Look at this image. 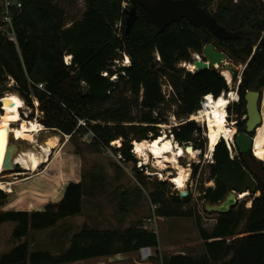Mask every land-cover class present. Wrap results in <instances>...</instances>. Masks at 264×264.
Returning <instances> with one entry per match:
<instances>
[{
  "label": "trees",
  "instance_id": "1",
  "mask_svg": "<svg viewBox=\"0 0 264 264\" xmlns=\"http://www.w3.org/2000/svg\"><path fill=\"white\" fill-rule=\"evenodd\" d=\"M70 1L23 0V7L14 16L17 42L0 28V90L14 80L29 106L39 102V119L45 126L62 131L70 140L80 132H91V142L97 148L123 138L117 150L125 160H136L132 141L160 135L159 124L169 120L165 104L172 99L177 105L174 115L183 121L172 127L175 140L191 142L204 152L202 128L196 120L187 118L201 107L204 95L218 97L230 86L219 69L192 71L179 64L191 62L195 52L202 54L205 44L212 42L235 62L246 63L238 88L240 100L233 109L228 107L229 113L237 114L240 129H245L246 121L241 120L246 114L245 93L264 86V46L259 43L264 36V0H246L252 3L237 20L233 6L227 2L212 10L215 0H197L218 23L234 32L228 38L187 18L158 28L137 0H84L83 16L69 23L63 4ZM132 5H136L138 16L126 32V7ZM68 54L72 55L70 64L65 62ZM124 54L130 56L131 63L113 68L115 60ZM116 73L119 76L112 79ZM163 79L173 87L169 99ZM40 82L46 84L45 89L37 86ZM213 156L214 161L208 164L209 179L215 183L201 186V199L219 202L232 189L260 194L253 197L249 207L241 203L227 213H219L214 227L208 229L196 206H185L190 195L181 197L178 191L168 194L171 182L157 181L149 193L156 214L193 217L204 247L199 254L163 256V264H264V184L250 171L241 153L233 155L224 139L216 144ZM256 161L264 168V160ZM134 171L142 185L147 184L143 170L134 166ZM194 172H199L198 164H194ZM83 195V181H71L61 200L48 203L44 209H2L0 224L12 221L16 238L28 236L32 229H46L81 213ZM0 197H7L2 189ZM142 246L158 248L159 236L140 221L125 228L107 229L84 224L59 252L31 250L24 241L4 252L0 264H72L137 251Z\"/></svg>",
  "mask_w": 264,
  "mask_h": 264
},
{
  "label": "rangeland",
  "instance_id": "2",
  "mask_svg": "<svg viewBox=\"0 0 264 264\" xmlns=\"http://www.w3.org/2000/svg\"><path fill=\"white\" fill-rule=\"evenodd\" d=\"M226 2L233 6V16L236 20L245 7L252 3L246 0H215L211 8L212 10H217L220 4ZM125 4L131 5L129 2ZM63 5L69 23L72 19L81 18L86 9L84 0H72ZM193 57L196 58L195 54H193ZM200 57H203V54H200ZM227 60L239 67V74L232 75L230 81L225 77L230 86L225 94L229 95L230 91H234L237 96L235 100L229 101L227 105V121L238 130L240 129L237 122L238 116L236 113H229L228 107L233 109L234 103L240 100L238 88L246 63H237L228 56ZM130 63V56L124 54L121 59L115 60L113 68L119 69L121 66L129 65ZM179 66L190 70L183 62ZM118 76V73H116L111 78L116 79ZM5 87L4 90H0V95H2L0 96V100L8 93H16L23 98L15 88L14 80L7 82ZM163 90L166 96L171 93L167 79H163ZM260 90L264 93V86ZM24 103L25 105L21 109L22 117L40 121L39 116L41 115V111L38 101H34V107L29 106L25 100ZM2 106L3 104L0 102V113L3 111ZM176 108L177 105L172 99L168 101V104H165L169 120L167 123L159 124L161 126L160 135L167 133L175 139L172 127L176 123H180L181 120L174 116ZM243 119H246V114L241 116V120ZM197 123L202 128L200 139L205 141L204 152H201L198 159H189L185 155L179 157L180 163L191 170L186 186L189 189L190 200L186 202L185 206H196L202 216L204 226L212 229L219 213L206 211V202L200 198L201 186L214 185L215 183L214 180L209 179L208 164L211 162V156H208L207 153L209 148V124L207 126V122L204 121H197ZM11 125L12 128H17L19 121L13 122ZM52 134L60 136V143L51 155L55 163L48 164L47 166L45 164L41 165L39 171L34 172V174H31V172L20 174V172L24 171L21 165H17L14 170L3 172L0 180L5 182L2 190L7 193V197H0V211L6 206L12 209H26L30 211L44 209L48 203L61 200L65 186L75 179L76 176L82 179L84 185L83 210L79 214L62 219L55 226L42 230L32 229L28 236L21 238H16L13 235L14 222L7 221L1 223L0 257L4 252L11 250L15 245L24 241L29 243L31 250L48 249L53 252H59L69 245L73 233L79 231L84 224L100 229L125 228L136 221H140L142 225L146 224L148 229H155L157 231L162 246L160 251L162 257L168 256L172 251L184 250L194 254H199L203 251V240L198 233L195 219L193 217L158 216L155 212L156 205L150 198L149 193L153 188V184H157V181L160 180H169L171 182L167 188L168 194L181 189L170 179L166 178L169 172H174V166L170 165L162 170L164 176L154 175L153 173L158 171L154 159L151 158L148 163H144L142 158L134 151V145H132L131 151L135 155L136 160L127 161L122 157L121 151L117 150V148L122 145L123 138L113 140L111 146H100L97 148L91 142L93 138L91 132H80L75 140H70L62 131L48 127L36 134V144L25 139L22 142L20 152L37 147L39 143H43ZM180 144L183 146L186 143ZM232 147L233 155L238 154V150L233 144ZM57 150H62L63 155L55 158ZM76 151H80V154L76 153ZM194 164L199 165V172L197 174L194 172ZM134 166L143 170L142 173L146 177L147 184L142 185L138 180ZM42 171L44 174L41 175ZM13 181L18 183L15 184ZM8 182H12L13 184H8ZM259 194V191L254 195L250 193L246 197L241 198L235 206L244 203L246 207H249L252 205L253 197ZM149 218H151V221ZM155 255L156 251L149 260L154 259ZM157 258H160V256ZM97 260L98 258H91L80 260L74 264H97Z\"/></svg>",
  "mask_w": 264,
  "mask_h": 264
},
{
  "label": "bare ground",
  "instance_id": "3",
  "mask_svg": "<svg viewBox=\"0 0 264 264\" xmlns=\"http://www.w3.org/2000/svg\"><path fill=\"white\" fill-rule=\"evenodd\" d=\"M190 70H195L193 63H186ZM222 74L230 81L232 74L229 70H223ZM3 111L0 113V177L5 170L4 160L7 145L9 144L10 135L14 137L28 139L30 142H36V134L47 128L43 123L38 120L23 118L21 109L25 103L21 96L16 93H8L3 96ZM236 92L230 91L229 95L223 93L218 97H208L205 107L202 108L201 114L195 113L192 118L207 120L209 124L208 130V156H211L216 144L222 139L229 142L232 146L236 127L228 123L227 105L229 101L236 99ZM39 103V102H38ZM263 120L259 125L255 134L254 153L263 159L264 158V105L262 109ZM19 121L17 128H12V123ZM120 142L119 140H117ZM60 143V136L58 134L49 135L43 143H39L37 147H32L28 150L21 151L16 156V163L21 165L24 171L20 174L27 172L39 171L44 162L50 161L54 149ZM36 144V143H35ZM134 151L142 158L144 163H148L151 158L154 159L158 171L154 175L164 176L162 170L168 166H174V172H169L166 176L178 188H186L191 170L189 167L182 165L179 157L185 155L189 159H198L201 154V149L193 148L192 150H185L184 147L173 137L167 133H163L154 139L134 140ZM26 148V147H25ZM12 183V182H8ZM5 182L0 180V189L3 188ZM6 187V186H5ZM249 191L241 193V198L246 197Z\"/></svg>",
  "mask_w": 264,
  "mask_h": 264
},
{
  "label": "water",
  "instance_id": "4",
  "mask_svg": "<svg viewBox=\"0 0 264 264\" xmlns=\"http://www.w3.org/2000/svg\"><path fill=\"white\" fill-rule=\"evenodd\" d=\"M137 2L148 10L153 23L161 29L175 21L187 18L197 26L202 24L207 26L219 37H231L234 33L226 26L218 23L216 17L210 14L204 7L200 6L197 0H137ZM126 12V32H129L138 16L136 5L126 7ZM259 43L264 46V36L261 37ZM254 49L256 50L257 46H255ZM203 52L205 58L197 57L191 61V63L195 65L196 70L219 69L223 71L226 69L229 70L232 75L239 74V67L231 61H228L226 53L216 48L212 42L205 44ZM4 99L5 98L2 97L0 102L3 103ZM245 100L246 127L244 130H237L232 144L238 152L242 154L243 160L250 171L264 184V168L256 161V159H262L254 154L255 134L263 120L262 107L264 104V93L257 89H247ZM23 141L25 140L22 138L14 137L13 134L10 135L5 154L4 171L14 170L16 166L19 165L16 163L15 159L20 153ZM183 147L187 151L195 148L194 144L191 142L184 144ZM229 148L233 151L232 146H229ZM245 191L251 193L250 190L237 191L232 189L221 201L215 203L207 202L205 208L209 212L227 213L238 203L241 199L240 194ZM178 192L181 197L189 195L188 187L179 189Z\"/></svg>",
  "mask_w": 264,
  "mask_h": 264
},
{
  "label": "built area",
  "instance_id": "5",
  "mask_svg": "<svg viewBox=\"0 0 264 264\" xmlns=\"http://www.w3.org/2000/svg\"><path fill=\"white\" fill-rule=\"evenodd\" d=\"M1 5H2V10H1V25L0 28L1 30L4 32V34L10 38L11 40H14L15 42H17V35H16V28H15V24H14V16L16 15V13L18 11L21 10V8L23 7V0H1ZM195 57L200 58V54L199 53H194ZM72 61V55H65V62L67 64H70ZM185 66L186 63H191V62H183ZM196 70V69H195ZM192 70V71H195ZM37 86L41 89H45L46 88V84L44 82H40L37 84ZM169 88L171 90V93L166 96L167 98H169L173 92V87L172 85L169 83ZM165 93V92H164ZM226 93V92H223ZM166 95V93H165ZM215 97L212 93L206 94L203 96L202 100H201V107L194 113H192L187 120H196V121H204L207 122V126H208V121L207 120H200V119H194L192 118L193 114L198 113L201 114V110L202 108L205 107V103L207 102L208 97ZM175 116V115H174ZM176 117V116H175ZM183 121L180 120V123H182ZM85 124L84 120H80V124ZM180 123H176V125L180 124ZM175 126V125H173ZM228 146H230L229 142H228ZM213 152L211 153V162L214 161V156H213ZM255 154V153H254ZM149 220L151 221V218H149ZM144 228H147L148 226L142 225ZM139 256L141 261H148L154 254V248L152 246H142L139 250Z\"/></svg>",
  "mask_w": 264,
  "mask_h": 264
},
{
  "label": "crops",
  "instance_id": "6",
  "mask_svg": "<svg viewBox=\"0 0 264 264\" xmlns=\"http://www.w3.org/2000/svg\"><path fill=\"white\" fill-rule=\"evenodd\" d=\"M67 137H69V135H67ZM55 155H56L55 158H57L58 156L63 155V151L57 150ZM50 158H51L50 161L44 162L43 164H45L47 166L48 164L50 165L52 163H55L54 158L51 155H50ZM52 158H53V160H52ZM42 174H44L43 171L41 172V175ZM72 181L78 182V181H82V179L79 176H76V178L73 179ZM13 183L16 184L18 182L13 181ZM49 188H50V186H49ZM3 209L5 210V209H12V208H9L6 206V207H3ZM154 249L156 251L155 258L151 259L149 261H141L140 256H139V251L137 250V251H132V252H128V253H118V254H115L112 256L98 257L97 264H163V257L161 256V252H160L162 249L160 239H159V247L154 248ZM157 251L159 252V254H157ZM179 252L188 253L187 251L180 250V251H172V253H170L169 255H173V254H176ZM159 256H160V258H157ZM76 262H79V261H76ZM74 263H72V264H74Z\"/></svg>",
  "mask_w": 264,
  "mask_h": 264
},
{
  "label": "flooded vegetation",
  "instance_id": "7",
  "mask_svg": "<svg viewBox=\"0 0 264 264\" xmlns=\"http://www.w3.org/2000/svg\"><path fill=\"white\" fill-rule=\"evenodd\" d=\"M232 36H233V35H232ZM226 38H228V37H226ZM213 44H214V43H213ZM216 48H217V47H216ZM218 49H219V48H218ZM203 51H204V48H203ZM195 53H196V52H195ZM197 53H198V52H197ZM203 53H204V52H203ZM203 53H202V54H203ZM199 54H201V53H199ZM226 55H227V54H226ZM203 58H205L204 55H203Z\"/></svg>",
  "mask_w": 264,
  "mask_h": 264
}]
</instances>
